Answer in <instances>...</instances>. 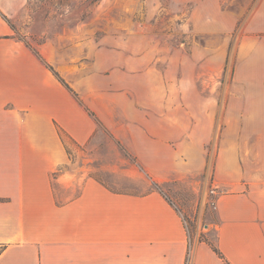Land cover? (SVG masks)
I'll use <instances>...</instances> for the list:
<instances>
[{"label": "rangeland", "instance_id": "374dc122", "mask_svg": "<svg viewBox=\"0 0 264 264\" xmlns=\"http://www.w3.org/2000/svg\"><path fill=\"white\" fill-rule=\"evenodd\" d=\"M263 2L9 0L13 36L39 51L95 125L80 146L60 130L69 161L54 177L80 168L110 189L148 193L154 179L143 164H210L164 192L192 242L215 243L223 141H246L242 161L264 164V150L252 152L264 132ZM54 183L61 201L80 190Z\"/></svg>", "mask_w": 264, "mask_h": 264}, {"label": "crops", "instance_id": "0c3cea01", "mask_svg": "<svg viewBox=\"0 0 264 264\" xmlns=\"http://www.w3.org/2000/svg\"><path fill=\"white\" fill-rule=\"evenodd\" d=\"M8 2L0 0V264H227L205 241L190 244L182 215L158 191H113L74 167L54 177L69 161L62 129L80 146L95 125L53 71L13 36ZM252 118L261 120L255 112ZM260 131L254 154L264 150ZM245 143L225 139L213 166L218 247L231 264H264V164L242 161L251 151ZM143 165L157 182L210 167ZM54 180L69 188L80 182V190L61 201Z\"/></svg>", "mask_w": 264, "mask_h": 264}, {"label": "trees", "instance_id": "16d2710c", "mask_svg": "<svg viewBox=\"0 0 264 264\" xmlns=\"http://www.w3.org/2000/svg\"><path fill=\"white\" fill-rule=\"evenodd\" d=\"M10 22V21H9ZM11 24V23H10ZM11 26H12V28L14 29V26L11 24ZM27 46H29L28 44H27ZM30 47V46H29ZM34 50V52L37 54V56L39 57V58H41V55H40V53H39V51L38 50H35V49H33ZM92 115H94L95 116V114L94 113H92ZM95 119H96V121H97V123H100L99 122V119L95 116ZM174 181H166V182H157V181H153V183H154V191H158L159 193H161L169 202H170V200H169V198H168V196L166 195V193L164 192V188H165V186L167 185V184H169V183H173ZM111 190H113V191H117V190H114V189H111ZM171 203V202H170ZM172 204V203H171ZM187 227V230H188V235H189V242H190V244L192 243V234H191V232H190V230H189V228H188V226H186ZM201 241H205L206 243H208L210 246H211V248L219 255V257H221L223 260H225V262L227 263V264H231L226 258H225V256L223 255V253L221 252V250L219 249V247H218V240H216V242L214 243V242H210V241H208V240H205V239H203V240H201Z\"/></svg>", "mask_w": 264, "mask_h": 264}]
</instances>
